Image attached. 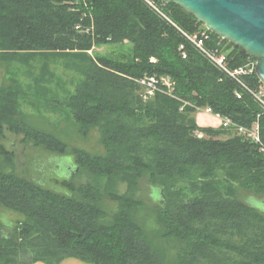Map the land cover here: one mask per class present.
<instances>
[{
	"label": "trees",
	"instance_id": "obj_1",
	"mask_svg": "<svg viewBox=\"0 0 264 264\" xmlns=\"http://www.w3.org/2000/svg\"><path fill=\"white\" fill-rule=\"evenodd\" d=\"M151 3L0 0V208L20 216L10 236L0 238V264H59L66 258L88 264H264V209L246 204L239 193L247 191L264 206V107L253 97L262 85L255 73L229 75L251 57L179 6ZM202 33L204 49L222 53L229 73L186 37ZM125 45L126 54H93ZM10 65L26 68L30 81L7 78ZM59 65L79 76L62 101L55 92L47 99ZM144 77L167 78L172 96L144 97L138 83ZM23 104L36 111L62 105L81 137L97 131L103 153L70 147L32 126ZM196 108H209L236 127L257 125L260 143L234 126H200ZM6 133L72 157L75 176L84 172L87 180L77 186L63 181L67 196L20 176L3 143ZM142 182L159 192L155 235L142 220V211L148 212L139 199ZM105 198L116 206L109 216ZM168 241L176 245L172 257Z\"/></svg>",
	"mask_w": 264,
	"mask_h": 264
},
{
	"label": "rangeland",
	"instance_id": "obj_2",
	"mask_svg": "<svg viewBox=\"0 0 264 264\" xmlns=\"http://www.w3.org/2000/svg\"><path fill=\"white\" fill-rule=\"evenodd\" d=\"M118 52L126 54L129 52V47L127 45L118 47L105 46L95 49L93 54L99 53L101 55H110ZM25 70L26 68L10 65L8 67L6 77L8 78L11 75V77L16 78L21 83H28L30 79L26 76ZM54 71L56 75L54 81H56V83L53 86L52 93L48 95L47 99L52 98L56 93V98L62 101L68 93H71L74 90V86L78 81L79 76L73 70H68L62 65L56 67ZM22 112L26 118H28L29 123L32 126L53 134L68 146L83 149L84 151L95 155L103 153V149L99 144L97 131L92 130L86 138L81 137L78 134L77 126L70 118L68 110L62 107V105L56 106L54 104H50L46 106L44 104L43 107L39 106V110L36 111L29 105L23 104ZM196 118H198V115H196ZM205 124L206 123L203 122L199 123L202 127L207 126ZM3 143L9 151L14 153L16 173L44 188L68 196L70 192L60 185L61 181L70 180L77 186L87 180V176L84 172L75 176L72 157L57 156L40 147H35L31 143H25L21 136H12L8 133H6V140ZM239 193L242 198L247 196L244 199L246 204L263 211L264 206L260 199L253 197L252 194H249L245 190H239ZM158 194L159 193L156 188H152L145 182H142L139 199L148 211H142V220L146 231H148L151 235H155L158 231V227L152 219V211L160 201ZM103 205L108 216L111 215L116 208L115 204L106 198L104 199ZM19 219L20 216L0 208V238L10 236L13 226ZM166 243L167 245H165V247L167 249L168 256L172 257L176 252V245L172 241H168ZM33 264L44 263L38 262ZM59 264L88 263L74 258H66Z\"/></svg>",
	"mask_w": 264,
	"mask_h": 264
},
{
	"label": "water",
	"instance_id": "obj_3",
	"mask_svg": "<svg viewBox=\"0 0 264 264\" xmlns=\"http://www.w3.org/2000/svg\"><path fill=\"white\" fill-rule=\"evenodd\" d=\"M167 1L192 15L234 49L253 58L255 75L264 86V0Z\"/></svg>",
	"mask_w": 264,
	"mask_h": 264
},
{
	"label": "built area",
	"instance_id": "obj_4",
	"mask_svg": "<svg viewBox=\"0 0 264 264\" xmlns=\"http://www.w3.org/2000/svg\"><path fill=\"white\" fill-rule=\"evenodd\" d=\"M145 1L149 5H152L151 2H153V0H145ZM75 29L80 30V27L77 26L75 27ZM186 37L192 44L195 45L197 49H199L200 52L206 55L208 60L213 65L222 69L223 71L228 70L226 58L222 53H220L217 49H214V50L204 49L203 41L207 39V36L205 35V33H202L201 37L199 36H192V37L186 36ZM183 58H185L184 54H183ZM255 67H256V61L253 58L251 59L249 58L243 66L238 67L237 69L232 70L231 72L229 71L230 73L227 71V73H229L230 76H238L241 74L255 73ZM138 83L144 88V97H151L153 96L155 92H160L163 94H167L168 96H172L170 92L171 87H172V82L169 81L167 78L157 79L155 77H149V78L144 77L143 79L139 80ZM161 87H165L167 90H163ZM253 97L264 107V86L263 85L260 86L258 90L253 93ZM237 98H240V96L237 95ZM196 111L200 114L212 117V119H214L218 123V125H221L223 127L234 126L232 125L229 119L222 118L219 114L213 113L211 109L209 108H205V109L196 108ZM234 127L237 129L238 133L246 136L254 143L256 144L260 143L257 125H254L251 129H245V128L236 127V126Z\"/></svg>",
	"mask_w": 264,
	"mask_h": 264
},
{
	"label": "crops",
	"instance_id": "obj_5",
	"mask_svg": "<svg viewBox=\"0 0 264 264\" xmlns=\"http://www.w3.org/2000/svg\"><path fill=\"white\" fill-rule=\"evenodd\" d=\"M197 115H198V118H196V121L198 124L203 122V123H206L205 125H207L204 127H208V126L215 127L216 125L218 126V123L214 119H212V117L203 115V114H197Z\"/></svg>",
	"mask_w": 264,
	"mask_h": 264
},
{
	"label": "flooded vegetation",
	"instance_id": "obj_6",
	"mask_svg": "<svg viewBox=\"0 0 264 264\" xmlns=\"http://www.w3.org/2000/svg\"><path fill=\"white\" fill-rule=\"evenodd\" d=\"M9 135H10V134H9ZM12 136H14V135H12ZM30 181H31V180H30ZM32 182H33V181H32ZM62 182H63V181L60 182V185H61ZM39 186H40V185H39ZM61 186H62V185H61ZM46 189H47V188H46ZM49 190H50V189H49ZM51 191H53V190H51ZM54 192H55V191H54Z\"/></svg>",
	"mask_w": 264,
	"mask_h": 264
}]
</instances>
